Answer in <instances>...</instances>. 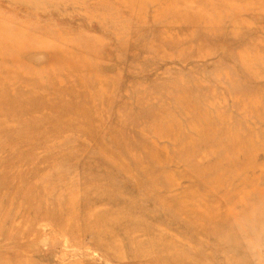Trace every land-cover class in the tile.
Here are the masks:
<instances>
[{"label": "rangeland", "instance_id": "374dc122", "mask_svg": "<svg viewBox=\"0 0 264 264\" xmlns=\"http://www.w3.org/2000/svg\"><path fill=\"white\" fill-rule=\"evenodd\" d=\"M0 31L32 42L0 46V264H264V0H0Z\"/></svg>", "mask_w": 264, "mask_h": 264}, {"label": "bare ground", "instance_id": "6f19581e", "mask_svg": "<svg viewBox=\"0 0 264 264\" xmlns=\"http://www.w3.org/2000/svg\"><path fill=\"white\" fill-rule=\"evenodd\" d=\"M7 33H9L8 31H0V42H4V44L0 43V46H6L8 45L7 41L5 39L9 38L10 36H13L12 38V44L14 47H17V48H22V47H29L28 43L31 44L32 42H27V40H25V42H19L17 43V40L15 39V37H17L19 35V33L17 31H15L14 33L12 34H9L7 35ZM61 50H64L61 48ZM74 87V86H73ZM11 104H13V102L11 101H4L2 99H0V115H4V116H7L8 118L11 117L12 114L10 113H6L2 106H11ZM16 104V103H14ZM82 117H85V116H82ZM262 147H264L262 145ZM259 150H262L264 151V148H260ZM242 167V168H241ZM253 168L252 167H247L243 164H239L237 165L236 169L234 170L235 172H239L240 174H243L244 177L242 179V182L240 183L243 184L245 187L247 185H252L253 182H251L250 179H247L248 177L246 176L245 178V175L248 174ZM173 200H176V203L177 204H169V206H175L177 207V212L179 213V216H182L183 217V220H184V223H192L194 224V222L198 223V221H204V222H208L210 223L212 220H213V216L216 215V212H213V211H208L206 213V215H203L200 211L198 210H195V209H189L188 205H186L185 201H182L178 198L176 199H173ZM194 205V204H192ZM193 220V221H192ZM195 230H196V233L201 235V236H204L206 237L208 234L205 233L202 229H198V226L195 224ZM215 232L217 231V229H214ZM211 233L214 234L215 232L212 231V229H210Z\"/></svg>", "mask_w": 264, "mask_h": 264}]
</instances>
